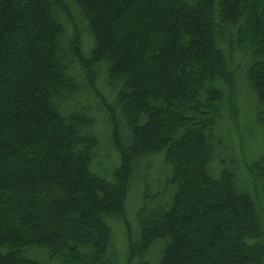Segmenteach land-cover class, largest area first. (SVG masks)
<instances>
[{
	"label": "trees",
	"instance_id": "obj_1",
	"mask_svg": "<svg viewBox=\"0 0 264 264\" xmlns=\"http://www.w3.org/2000/svg\"><path fill=\"white\" fill-rule=\"evenodd\" d=\"M71 1L88 52L67 0H0V264H108L110 221L128 225L134 170L154 156L165 188L144 186L128 264H264V224L235 167L211 169L234 55L264 106V0ZM101 124L115 167L100 162ZM251 174L264 196V156Z\"/></svg>",
	"mask_w": 264,
	"mask_h": 264
},
{
	"label": "rangeland",
	"instance_id": "obj_2",
	"mask_svg": "<svg viewBox=\"0 0 264 264\" xmlns=\"http://www.w3.org/2000/svg\"><path fill=\"white\" fill-rule=\"evenodd\" d=\"M67 2L71 8L73 21L80 31L83 49L88 52L92 41L87 22L73 2L71 0ZM240 61L241 58L238 55L231 58L228 70L232 74V82L221 84L222 112L216 133L222 142L219 153L222 159L219 162L215 161L211 169L215 175L223 164L232 162L235 167L236 186L254 202L264 224L262 184L251 174L252 164L264 156V106L259 102L248 78L247 63L241 64ZM95 89L110 105L114 99L115 87L107 81L105 68L99 70L96 75ZM86 91L87 94H85ZM86 91L81 96V100L89 101L92 109L102 114V117L99 114L102 122L101 118L105 116V109H100V100L91 90ZM108 133L109 128H103L101 124L97 130L99 141L97 151L101 158L100 162L103 161L104 166L115 167L117 156L109 144ZM134 174L135 177L124 202V217L128 225L121 219L110 221L108 264H128L129 242L130 238L137 236L136 213L143 202L144 186L148 184L152 192L161 194L165 188L168 170L163 158L154 156L145 158L134 170ZM159 245L154 248L152 260L158 258Z\"/></svg>",
	"mask_w": 264,
	"mask_h": 264
}]
</instances>
